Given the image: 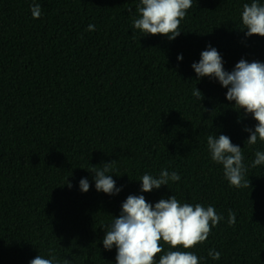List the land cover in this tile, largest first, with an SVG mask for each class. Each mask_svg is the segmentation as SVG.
<instances>
[{
  "label": "trees",
  "instance_id": "1",
  "mask_svg": "<svg viewBox=\"0 0 264 264\" xmlns=\"http://www.w3.org/2000/svg\"><path fill=\"white\" fill-rule=\"evenodd\" d=\"M252 2L192 0L180 35L169 40L133 27L140 0H0V264L49 253L54 264H116L103 237L129 195L152 205L174 195L223 216L191 249L161 240L156 264L177 250L199 264H264V165L251 167L264 142L249 145L245 131L257 121L233 108L217 79L197 78L192 68L209 45L228 72L241 59L264 63V37L246 36L242 24ZM209 135L242 148L250 187L229 185L211 159ZM113 160L106 174L121 191L97 192L90 170ZM161 170L180 180L141 192L142 176Z\"/></svg>",
  "mask_w": 264,
  "mask_h": 264
},
{
  "label": "clouds",
  "instance_id": "2",
  "mask_svg": "<svg viewBox=\"0 0 264 264\" xmlns=\"http://www.w3.org/2000/svg\"><path fill=\"white\" fill-rule=\"evenodd\" d=\"M192 6V0H140L137 5L139 18L133 22V27L143 33V36L157 34L167 36L174 40L180 35L179 26L186 16V11ZM131 11V9H129ZM31 14L34 19L41 16V5H31ZM242 24L246 29V36L259 35L264 37V5L257 0L251 4H244L242 11ZM94 25H89L88 30L93 31ZM198 63H193L197 78L213 77L222 87L227 89L226 99L234 101L233 108L243 110L245 115L251 114L257 121L254 130L245 128L249 132L247 143L257 144L258 140L264 142V63L253 61L251 63L241 59L231 72L223 68L222 57L216 48L211 45L201 52ZM178 60L183 56L179 55ZM193 96L203 99L198 88L193 91ZM207 147L211 159L223 166L224 176L230 186L236 188L250 187L249 180L245 178L247 168L244 165L242 148L233 145L226 135L218 137L209 135ZM114 160L104 163L102 168H93L95 173V188L97 192L114 195L121 191L116 187L112 175ZM264 165V151H256L251 167ZM179 181L180 175L175 171L169 173L161 170L159 177L144 174L141 178V192H151L169 181ZM69 186H71L69 184ZM79 188L87 192L90 188L89 181L81 178ZM223 219L212 206L205 208L201 204H181L172 195L167 199H160L154 205L146 202L143 195H129L121 205V212L114 217L113 222L106 226L103 246L110 251L113 246L117 250L116 264H156L155 257L163 251L161 240L171 248L183 247L191 249L197 244L207 240L212 228ZM236 214L229 210L228 224L234 225ZM213 260H219L221 253L209 251ZM51 258L37 255L30 264H54L56 257L49 253ZM64 264H71L67 259ZM158 264H199V258L191 251H168L160 256Z\"/></svg>",
  "mask_w": 264,
  "mask_h": 264
}]
</instances>
